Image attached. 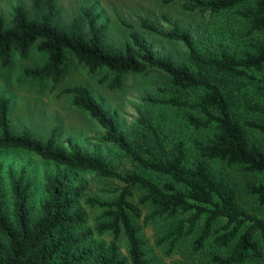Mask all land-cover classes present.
<instances>
[{
	"label": "trees",
	"instance_id": "16d2710c",
	"mask_svg": "<svg viewBox=\"0 0 264 264\" xmlns=\"http://www.w3.org/2000/svg\"><path fill=\"white\" fill-rule=\"evenodd\" d=\"M32 2L40 8L38 18L28 17L19 5L12 6L8 24L0 16L2 65H7L14 53L24 55L37 41L36 47L45 54V60L40 65L25 67L23 73L48 78L52 85L59 82L62 65L69 56L90 72L104 69L109 74L108 88L119 86L128 73L155 70L172 86L202 88L201 94L192 100L175 95L151 100L185 108L182 116L186 125L210 128V132L189 140L194 157L187 163L183 140L173 141L171 152L166 154L160 143L159 127L140 115L138 122L161 150L155 156L149 146L135 145L118 132L113 118L92 98L87 87L61 88V92L70 94L72 105L86 111L102 128L98 140L128 154L140 169L168 176L158 184L135 169L117 170L97 154L72 144L64 148L56 144L52 133L40 139L27 129L12 132L8 98L1 95L0 148L32 152L62 169L43 175V195L33 203L32 181L24 166L12 171L9 167L3 170L0 165V264H153L139 234V219L142 225L157 219L172 220L155 239V244L167 243L166 254L189 238V255L200 253L206 244L225 251L208 253L212 264L259 260L264 215L247 210L237 200L235 184L224 173L212 171L207 162L218 161L245 172L264 171V121L236 116L215 81L221 73L240 75L246 68L264 67V0L181 1L183 10L201 15L228 12L240 22L241 43L217 51L200 50L190 33L175 25L162 29L140 18L143 30L184 45L185 58L175 60L157 57L133 31H129V39L121 47L111 46L100 35L101 25L94 23L90 7L82 9L87 29L84 33L74 25L66 28L53 22V0H43V6L39 5L40 0ZM256 89L264 92V77ZM243 105L249 113L264 114V102L245 100ZM250 131L262 134L261 146L251 138ZM78 171L115 178L121 184L114 188L112 197L99 199L86 194L85 182L73 177ZM176 182L182 183L186 191L176 187ZM137 186L140 192L132 201L130 197ZM242 188L264 205L263 182L245 180ZM86 207L100 209L92 227L87 225ZM142 207L147 208L143 213ZM219 219L223 221L218 223ZM104 233L109 234L107 239L98 237ZM121 237L125 240V254L119 251ZM179 264L192 263L184 260Z\"/></svg>",
	"mask_w": 264,
	"mask_h": 264
},
{
	"label": "rangeland",
	"instance_id": "374dc122",
	"mask_svg": "<svg viewBox=\"0 0 264 264\" xmlns=\"http://www.w3.org/2000/svg\"><path fill=\"white\" fill-rule=\"evenodd\" d=\"M181 1L53 0L56 11L53 22L66 28L74 25L78 30L86 33V21L82 9L90 7L94 23L101 25L100 35L111 46L121 47L129 39V31H133L151 47L157 57L172 60L185 58L184 45L180 41L168 40L143 30L139 25L140 18L162 29H169L175 25L180 30L188 31L193 43L200 50L217 51L220 47L226 45L232 47L241 43L240 22L228 12L201 15L197 11L183 10L180 7ZM43 4V0H40L39 5L43 6ZM14 5H19L28 17L39 16L40 8L35 6L32 0H0V16L5 24L10 21L11 8ZM36 44L37 41L32 43L24 55L19 56L14 53L7 65L0 63V96L8 98V122L12 132L18 133L27 129L40 139L52 133L56 144L64 148L72 144L83 151L97 154L117 170L135 169L158 184L168 179V176L152 170L140 169L128 154L110 143L98 140L96 137L102 134V128L86 111L72 105L70 94L61 92V88L68 85L87 87L92 98L113 118L118 132L135 145H140L142 148L149 146L155 156H159L161 150L155 146L150 135L138 122L140 115L159 127L160 143L166 154L171 152L173 141L183 140L187 163L194 157L189 140L209 134L210 128H194L185 124L182 116L185 108L151 100L170 95L192 100L201 94V87L178 88L172 86L163 75L150 70L135 74L128 73L123 76L119 86L108 88L106 82L109 74H106L104 69L90 72L85 65L71 56L67 57L62 65L59 82L52 85L48 78H34L23 73L25 67L40 65L45 60V54L37 49ZM263 77L264 67L246 68L240 75L221 73L217 75L215 81L226 95L231 110L236 116H248L264 121V114L249 113L243 105L245 100L264 102V92L256 89L257 83ZM250 134L254 142L261 146L262 134L254 131H250ZM0 165L3 170L9 167L12 171L24 166L32 181L30 200L33 203L43 195V175L62 169L32 152L19 148H0ZM207 165L214 172L224 173L235 184L237 200L247 210L264 215V205L259 204L253 195L246 193L242 188L245 180L264 183V171L245 172L237 166L225 167L218 161H209ZM73 177L85 182L86 194L94 195L99 199L112 197L115 194L114 188L121 184L115 178H102L91 171L74 172ZM175 185L186 191L182 183L176 182ZM139 192L140 188L134 187L130 199L135 201ZM205 205L209 204L205 203ZM146 209L142 207V213ZM86 212L87 225L92 227L100 209L86 207ZM171 221V219H157L142 225L140 219L136 220L140 225L139 234L144 240V247L153 264H179L184 260L192 264H212L209 262L208 253L225 252L223 249L206 244L200 253L189 255L186 249L189 241L187 238L166 254L164 250L167 243L155 244V239L167 229ZM222 221L219 219L217 222ZM108 236V233H104L98 237L107 239ZM259 243L261 258L246 260L240 264H264V240L259 239ZM118 245L119 251L125 254L123 237L119 239Z\"/></svg>",
	"mask_w": 264,
	"mask_h": 264
}]
</instances>
